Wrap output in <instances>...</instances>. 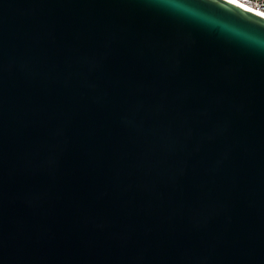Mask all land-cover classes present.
<instances>
[{
    "label": "water",
    "instance_id": "95a60500",
    "mask_svg": "<svg viewBox=\"0 0 264 264\" xmlns=\"http://www.w3.org/2000/svg\"><path fill=\"white\" fill-rule=\"evenodd\" d=\"M0 264H264V17L0 0Z\"/></svg>",
    "mask_w": 264,
    "mask_h": 264
},
{
    "label": "built area",
    "instance_id": "2783aa9c",
    "mask_svg": "<svg viewBox=\"0 0 264 264\" xmlns=\"http://www.w3.org/2000/svg\"><path fill=\"white\" fill-rule=\"evenodd\" d=\"M244 4L264 12V0H239Z\"/></svg>",
    "mask_w": 264,
    "mask_h": 264
},
{
    "label": "bare ground",
    "instance_id": "6f19581e",
    "mask_svg": "<svg viewBox=\"0 0 264 264\" xmlns=\"http://www.w3.org/2000/svg\"><path fill=\"white\" fill-rule=\"evenodd\" d=\"M229 1H231V2H233V3H235V4H237V5H240L241 7H244V8H246V9H249V10H251V11H253V12L259 14V15H262V16L264 17V12H263V11H260V10L254 9V8H252V7H250V6L246 5V4H244L243 2H241V1H239V0H229Z\"/></svg>",
    "mask_w": 264,
    "mask_h": 264
}]
</instances>
